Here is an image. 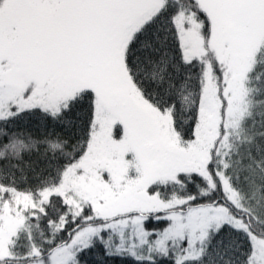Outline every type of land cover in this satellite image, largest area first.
<instances>
[{
	"label": "snow or ice",
	"instance_id": "obj_1",
	"mask_svg": "<svg viewBox=\"0 0 264 264\" xmlns=\"http://www.w3.org/2000/svg\"><path fill=\"white\" fill-rule=\"evenodd\" d=\"M0 264H264V0H0Z\"/></svg>",
	"mask_w": 264,
	"mask_h": 264
}]
</instances>
